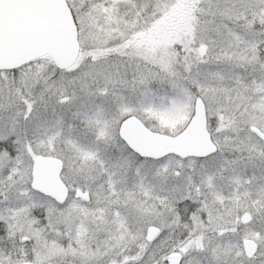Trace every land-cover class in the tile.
<instances>
[{"label":"snow or ice","instance_id":"snow-or-ice-1","mask_svg":"<svg viewBox=\"0 0 264 264\" xmlns=\"http://www.w3.org/2000/svg\"><path fill=\"white\" fill-rule=\"evenodd\" d=\"M0 264H264V0H0Z\"/></svg>","mask_w":264,"mask_h":264}]
</instances>
